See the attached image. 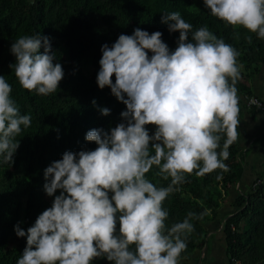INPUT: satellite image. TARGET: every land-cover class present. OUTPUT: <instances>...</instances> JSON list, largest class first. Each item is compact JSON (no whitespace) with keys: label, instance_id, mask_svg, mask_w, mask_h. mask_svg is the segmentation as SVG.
Masks as SVG:
<instances>
[{"label":"clouds","instance_id":"1","mask_svg":"<svg viewBox=\"0 0 264 264\" xmlns=\"http://www.w3.org/2000/svg\"><path fill=\"white\" fill-rule=\"evenodd\" d=\"M203 5L212 16L264 39V0ZM160 20L169 33H179L174 49L161 31L140 27L120 33L110 46L101 44L96 84L108 86L125 105L122 119L107 130L86 131L84 139L95 148L65 150L43 169L42 188L51 203L26 229L22 221L13 225L26 240L15 264H93L98 258L109 264H179L196 214L189 211L166 225L163 201L186 174L228 171L224 161L239 123V52L207 25L193 30L179 11L162 13ZM50 49L49 37L39 32L12 41L9 68L22 88L41 95L56 91L64 71ZM11 91L0 74V163L10 164L19 145L15 137L31 123ZM99 112L108 115L110 108ZM148 124L154 126L151 134ZM153 167L167 185L148 178Z\"/></svg>","mask_w":264,"mask_h":264},{"label":"trees","instance_id":"2","mask_svg":"<svg viewBox=\"0 0 264 264\" xmlns=\"http://www.w3.org/2000/svg\"><path fill=\"white\" fill-rule=\"evenodd\" d=\"M170 11H179L193 30L207 25L239 52L240 75L235 84L239 123L237 139L229 146L224 161L228 171L217 168L200 176L186 174L185 183L163 201L169 213L166 225L181 221L189 211L196 214L179 264L205 246L206 223L218 216L228 189L244 176V157L239 149L244 110L264 114V110L249 107L245 101L246 97H256L264 103L254 95L250 84L252 77L264 71V39L212 16L203 0H0V74L12 85L10 95L21 114L31 117L30 125L22 126L15 137L19 145L13 162L0 163V264H15L25 246V238L15 235L13 225L22 221L20 226L26 229L39 212L50 206L52 197L42 188L43 169L61 158L65 150L95 148V142L84 139L86 131L94 127L107 130L122 119L119 113L125 105L108 86L101 89L96 84L101 44L107 42L110 46L120 33L131 34L140 27L149 33L161 31L162 40L174 49L179 33H169L160 20L162 13ZM37 32L49 37L50 50L64 71L56 91L47 95L22 88L9 68L15 60L9 50L12 41ZM101 106L110 108V113L102 115ZM146 127L151 134L154 126ZM223 139L222 135L221 145ZM146 175L161 185L168 183L156 175L155 167ZM235 206L237 212L224 225L227 255L232 264H264V178H257L250 192L239 195ZM93 264L109 262L98 258Z\"/></svg>","mask_w":264,"mask_h":264},{"label":"crops","instance_id":"3","mask_svg":"<svg viewBox=\"0 0 264 264\" xmlns=\"http://www.w3.org/2000/svg\"><path fill=\"white\" fill-rule=\"evenodd\" d=\"M255 96L264 99V71L250 79ZM239 149L244 157V176L228 189L218 216L207 222L206 244L180 264H232L226 252L225 221L237 212L235 201L250 192L255 180L264 178V114L244 110L239 136Z\"/></svg>","mask_w":264,"mask_h":264},{"label":"built area","instance_id":"4","mask_svg":"<svg viewBox=\"0 0 264 264\" xmlns=\"http://www.w3.org/2000/svg\"><path fill=\"white\" fill-rule=\"evenodd\" d=\"M245 101L249 107H257L258 109L264 110V103L256 97H250V98L246 97ZM233 264H241V263L238 261H234Z\"/></svg>","mask_w":264,"mask_h":264}]
</instances>
